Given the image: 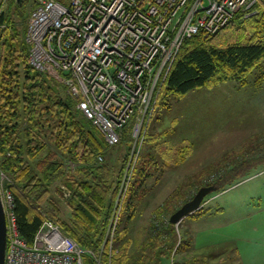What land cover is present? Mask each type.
I'll return each instance as SVG.
<instances>
[{
    "label": "trees",
    "instance_id": "16d2710c",
    "mask_svg": "<svg viewBox=\"0 0 264 264\" xmlns=\"http://www.w3.org/2000/svg\"><path fill=\"white\" fill-rule=\"evenodd\" d=\"M27 9L26 2L21 6L11 0L2 17L6 27L0 34V169L8 177L5 189L13 195L17 223L22 237L29 243L46 215L80 246L100 254L101 264H114L119 255L115 253L112 257L108 247L102 251L101 248L128 158L130 133L124 131L121 143L110 148L77 108L66 87L30 65ZM252 11L250 16L239 11L215 34L199 33L186 39L161 88L158 102L166 100V105L171 99L179 100L191 91L226 81L249 84L250 76L255 69L262 68L264 61V0H257ZM262 81L264 71L255 82ZM154 136L149 132L147 146ZM147 146L130 186L125 212L136 210L134 200L141 195V188L151 175L144 161L151 157ZM156 160L154 171L160 163ZM263 162L264 159L244 160L220 176L215 185L219 191L230 188ZM177 196L171 195L158 212L170 210L169 214H173L176 209L173 211L172 203ZM57 200L66 204L68 220L51 210ZM204 209L201 213H206ZM153 223L151 239L157 249V264H165L177 253L194 246L188 238L179 237L170 221L159 230ZM125 229L117 242L122 240ZM86 260L93 264L92 260ZM195 260L192 257L177 264H192Z\"/></svg>",
    "mask_w": 264,
    "mask_h": 264
},
{
    "label": "built area",
    "instance_id": "2783aa9c",
    "mask_svg": "<svg viewBox=\"0 0 264 264\" xmlns=\"http://www.w3.org/2000/svg\"><path fill=\"white\" fill-rule=\"evenodd\" d=\"M256 1L28 0L30 65L66 87L110 148L121 143L124 131L131 136L129 160L106 233L111 253L161 88L182 45L199 33H217L239 11L252 15ZM10 4L11 0H0V34ZM2 198L7 219L5 264H90L87 258L101 264L99 254L80 246L46 215L29 243L21 235L13 195L2 190Z\"/></svg>",
    "mask_w": 264,
    "mask_h": 264
},
{
    "label": "rangeland",
    "instance_id": "374dc122",
    "mask_svg": "<svg viewBox=\"0 0 264 264\" xmlns=\"http://www.w3.org/2000/svg\"><path fill=\"white\" fill-rule=\"evenodd\" d=\"M26 6L28 11L32 8L28 1ZM262 65L255 69L245 86L226 81L191 91L179 100L171 99L166 105V100L158 102L144 149L149 132L155 134L152 142L158 143L157 151L162 158L158 161L161 162L159 167L155 168L156 173L161 171V166H170L180 158H186L179 168L169 170L168 185L157 196L158 200H167L177 194L172 203L173 211L191 201L202 187L215 185L216 180L236 164L264 159V81L255 82L264 71V61ZM162 133L165 135L161 139ZM258 165L248 177L241 178L232 187L210 194L203 207L205 214L194 213L196 216H188L175 224L179 237L188 238L194 246L177 253L174 262L172 258L165 264H177L197 256L210 257V254L214 256L207 258V264H264V162ZM7 180L0 169L1 191H7ZM65 195L68 197L69 193ZM127 198L129 194L125 200ZM159 207L152 214L157 230L169 223L172 216L170 210L159 213ZM47 208L52 206L47 205ZM51 210L68 220L69 211L63 201H55ZM199 211L198 214L202 212ZM123 214L124 211L121 218ZM120 225L121 221L114 234L112 253L108 249L112 257L118 249ZM107 245L105 239L101 251ZM197 245L202 249L195 247Z\"/></svg>",
    "mask_w": 264,
    "mask_h": 264
},
{
    "label": "crops",
    "instance_id": "0c3cea01",
    "mask_svg": "<svg viewBox=\"0 0 264 264\" xmlns=\"http://www.w3.org/2000/svg\"><path fill=\"white\" fill-rule=\"evenodd\" d=\"M164 135L165 133L160 134L161 139L164 137ZM147 147L149 148L148 152L149 154H151V157L149 156L144 158V161L146 162L147 167L150 169L151 175L146 178L145 184L141 188L142 190L141 195L137 196V198L140 201L138 199L134 200V205L136 206V210L132 211L128 209L127 212L124 211L120 225L121 227L119 230L121 232L123 228L126 229L124 236H122V240L120 242H116V247L118 248L116 254H118L119 256L115 258L114 264H157L156 263L157 249L151 239V225L153 220L152 214L155 213L157 207L164 204V201L166 200V198L164 200L162 199L158 200L157 196L160 194V192H163L165 186L168 185L169 170L173 168H179L182 162H184L186 158H184V160L180 158V161L178 160L177 162H175L173 165L170 166H161V171L156 173L153 167L154 160L157 159L156 161H159V159L162 158L159 157V153L157 151V145L155 143L153 144L152 142L148 144ZM157 185H160V187ZM140 206L142 208H140ZM195 213L196 215L205 214V213L198 214V211H196ZM69 214L70 213H68V215ZM193 214L189 216H192ZM105 239H106V234L104 236L102 246H104ZM195 247H199V245ZM163 258H164L163 256L160 258L161 262ZM198 263L207 264L208 260L205 257L197 256L196 260L192 262V264H198Z\"/></svg>",
    "mask_w": 264,
    "mask_h": 264
},
{
    "label": "water",
    "instance_id": "95a60500",
    "mask_svg": "<svg viewBox=\"0 0 264 264\" xmlns=\"http://www.w3.org/2000/svg\"><path fill=\"white\" fill-rule=\"evenodd\" d=\"M19 5H23L28 0H16ZM217 185L202 187L194 198L185 203L179 210L172 214L170 222L173 224H180L186 217L199 211L205 205L206 198L218 191ZM7 219L6 210L2 198V191L0 187V264H5L7 251Z\"/></svg>",
    "mask_w": 264,
    "mask_h": 264
}]
</instances>
